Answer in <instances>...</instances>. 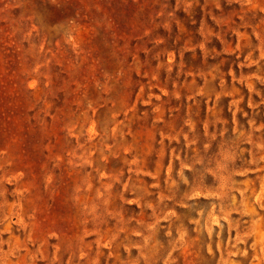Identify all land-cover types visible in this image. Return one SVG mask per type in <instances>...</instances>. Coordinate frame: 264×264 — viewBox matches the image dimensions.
I'll list each match as a JSON object with an SVG mask.
<instances>
[{
	"label": "rangeland",
	"instance_id": "rangeland-1",
	"mask_svg": "<svg viewBox=\"0 0 264 264\" xmlns=\"http://www.w3.org/2000/svg\"><path fill=\"white\" fill-rule=\"evenodd\" d=\"M0 264H264V0H0Z\"/></svg>",
	"mask_w": 264,
	"mask_h": 264
}]
</instances>
